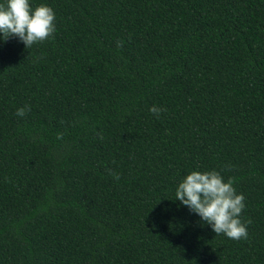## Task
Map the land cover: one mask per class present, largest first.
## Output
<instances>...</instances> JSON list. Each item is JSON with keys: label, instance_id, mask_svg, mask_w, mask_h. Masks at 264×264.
<instances>
[{"label": "trees", "instance_id": "obj_1", "mask_svg": "<svg viewBox=\"0 0 264 264\" xmlns=\"http://www.w3.org/2000/svg\"><path fill=\"white\" fill-rule=\"evenodd\" d=\"M40 2L52 38L0 43V264H264V0ZM192 169L247 238L174 200Z\"/></svg>", "mask_w": 264, "mask_h": 264}, {"label": "clouds", "instance_id": "obj_2", "mask_svg": "<svg viewBox=\"0 0 264 264\" xmlns=\"http://www.w3.org/2000/svg\"><path fill=\"white\" fill-rule=\"evenodd\" d=\"M55 12L47 3L33 0H0V43L16 38L25 49L52 38L56 31ZM28 106L17 108L23 117ZM161 108L153 105L149 112L159 116ZM175 201L196 214L215 235L232 240L247 238V222L240 214L245 208V196L237 192L231 177L225 179L216 169H192L177 182Z\"/></svg>", "mask_w": 264, "mask_h": 264}]
</instances>
